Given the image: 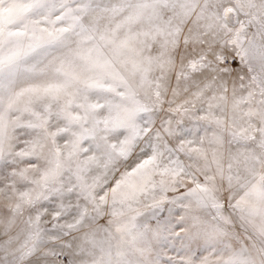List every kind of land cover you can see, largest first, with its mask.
<instances>
[{
    "label": "snow or ice",
    "instance_id": "snow-or-ice-1",
    "mask_svg": "<svg viewBox=\"0 0 264 264\" xmlns=\"http://www.w3.org/2000/svg\"><path fill=\"white\" fill-rule=\"evenodd\" d=\"M0 264H264V0H0Z\"/></svg>",
    "mask_w": 264,
    "mask_h": 264
}]
</instances>
